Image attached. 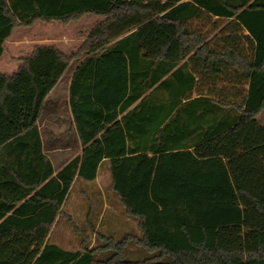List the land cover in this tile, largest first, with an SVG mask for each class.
Wrapping results in <instances>:
<instances>
[{
	"label": "trees",
	"instance_id": "16d2710c",
	"mask_svg": "<svg viewBox=\"0 0 264 264\" xmlns=\"http://www.w3.org/2000/svg\"><path fill=\"white\" fill-rule=\"evenodd\" d=\"M86 14L102 22L77 53L37 45L14 74L0 73L14 129L7 97L24 108L23 132L0 147V264H264V0H0V60L15 28ZM74 60L83 152L55 175L38 120ZM125 112L126 125L144 117L128 151L125 135L114 150ZM106 161L129 222L108 224L102 199L91 200ZM75 187L92 201L82 231L95 233L93 247L53 238ZM132 220L137 233L112 236ZM130 246L150 256L128 261Z\"/></svg>",
	"mask_w": 264,
	"mask_h": 264
},
{
	"label": "crops",
	"instance_id": "0c3cea01",
	"mask_svg": "<svg viewBox=\"0 0 264 264\" xmlns=\"http://www.w3.org/2000/svg\"><path fill=\"white\" fill-rule=\"evenodd\" d=\"M86 18H92L94 20L93 25L85 29L86 34H88L93 27L102 22L101 18L92 14H86L82 19L84 20ZM50 24L57 25L58 23H47L46 21L40 20L35 22L30 27L15 28L3 46L4 52L0 60V73L5 75L14 74L21 65L20 59L29 57L32 54L33 48L37 45H54L58 47V49L64 54L76 52V50L71 49V47L75 45L76 42L79 43L81 39L76 41L77 39H75V36L66 32V26L63 25V30L59 35H55L53 37L46 36L44 31L46 26ZM80 64L81 62L76 63L69 75H67V73L70 70V67L68 68L58 84L45 99L42 113L38 120V129L41 136L43 153L51 162L55 175L68 162H70L75 157L82 155L83 152L81 140L79 138L70 105V88L73 76ZM6 105L9 108L10 113L17 120L19 127L18 129L11 127L5 119L4 113L0 111V147L10 139L23 132L21 122L24 116V108L22 104L17 103L11 98L7 97ZM126 113L128 112H125L118 117V120L121 121L120 124L124 131L123 133L118 132V136L121 138V140L119 143H117V145L114 146V150H123L124 143L122 142V136L125 135V146L126 150L128 151V148L130 147L128 140V135L130 133L129 129H135L139 132V127L141 126L140 118L143 119L144 117L143 114L140 115L137 113L132 117V120H134L132 121V124L130 123L129 125L128 123V125H126L127 123H124L122 120ZM263 113L264 111L259 114V117L257 116V119L264 126V123L261 121V116ZM71 136H73V139L69 138ZM107 163L108 162L106 161V164H103V166L99 168L95 184L90 186V190H93L91 200L93 199L95 204L99 206V201L102 199V203L100 204L102 206L101 218L106 211H109L111 219L108 221V224H114L116 222H120L122 224L125 217L121 211L122 209L120 208L118 199L112 194L110 190L111 178L108 169L109 164ZM102 174L105 176V180L104 178H101ZM107 190L110 194V198L108 200L106 197ZM79 192V188L75 187L70 193L68 199L64 201L61 210L63 211V216L61 218L59 217L56 224L54 225L58 229H65L66 226L71 224L72 222H69L70 218H72V221H75L76 223H79L78 221H82L86 225L87 214L88 210H90L89 206H92V201H88V199H86L82 193ZM91 208L93 209V207ZM99 222L100 220L98 223ZM55 241L60 244L57 240Z\"/></svg>",
	"mask_w": 264,
	"mask_h": 264
},
{
	"label": "rangeland",
	"instance_id": "374dc122",
	"mask_svg": "<svg viewBox=\"0 0 264 264\" xmlns=\"http://www.w3.org/2000/svg\"><path fill=\"white\" fill-rule=\"evenodd\" d=\"M84 16H82L79 20L70 22L68 24H64V23L58 22V21H52V22H56L58 24L57 25L50 24V25L46 26V29L44 31L46 33V36L53 37L55 35H59L61 33V31L63 30L62 27L66 26V28H65L66 32H68L70 35L75 36V39H77L76 41L81 39V41L79 43L76 42L75 45H73L71 47V49H75L76 52L71 53V54L65 53L66 56H71V55L77 53L80 50V48L82 47V45L84 44V42L86 41L89 33L92 31L91 30L88 34H86L85 29L92 26L94 23V20L92 18H86L83 20L82 18ZM99 18H101V17H99ZM52 22H47V23H52ZM58 25H61V26H58ZM95 27H93V28H95ZM7 49H8V47H7ZM76 63H79V62L76 60L71 62L70 66H69L70 70L68 71L67 75H69L71 73V71L73 70ZM259 116L260 115H258V117ZM261 121L264 123V113L261 116ZM69 138L73 139V136H71ZM101 178L102 179L104 178V180H105V176L103 174H102ZM102 179H100V180H102ZM125 219H127V218H125ZM78 222H79L78 225H80V228H78V231L77 230L74 231L73 228L69 225L66 226L65 229H58L57 227L54 226L52 228V234H53L54 240H57L60 244H62L63 246H66L67 248H70V247L80 248L81 247L80 246L81 239L85 238L89 242V247L95 246V238H96L95 233L92 232L90 230V228H88L87 231L83 232L82 230L85 228V224L82 221L81 222L78 221ZM126 222H129L128 219ZM126 222L123 226H121L119 228H115L117 230V232L112 234V236H114L115 239L120 240V239H122L123 236H125V234L137 233V222L134 220H132V222L130 224H128ZM126 224H128V225H126ZM149 256H150V254L148 252H146L145 250L140 251L135 246H130L129 248L126 249L125 259L128 261H143L145 258H147Z\"/></svg>",
	"mask_w": 264,
	"mask_h": 264
}]
</instances>
